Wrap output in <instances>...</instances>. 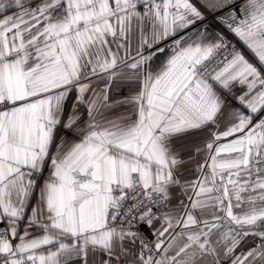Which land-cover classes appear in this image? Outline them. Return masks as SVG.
I'll return each mask as SVG.
<instances>
[{"label": "snow or ice", "instance_id": "obj_1", "mask_svg": "<svg viewBox=\"0 0 264 264\" xmlns=\"http://www.w3.org/2000/svg\"><path fill=\"white\" fill-rule=\"evenodd\" d=\"M73 261L264 264V0H0V264Z\"/></svg>", "mask_w": 264, "mask_h": 264}, {"label": "crops", "instance_id": "obj_2", "mask_svg": "<svg viewBox=\"0 0 264 264\" xmlns=\"http://www.w3.org/2000/svg\"><path fill=\"white\" fill-rule=\"evenodd\" d=\"M164 58L165 57L163 55L159 56L154 61V64H159V62L162 61ZM129 93H130V88H129V82L127 80L120 79V80L115 81L112 84L110 94L115 96L117 99H120V98H123L124 96L129 95ZM73 102H74V97H73V100L68 101L69 109H71V105ZM83 111H84V106H81V113H83ZM68 135L71 136L72 134L69 133ZM259 243H260V239L256 236L246 237L241 243L240 250L247 251L252 247L258 246ZM72 264H76V262L73 261Z\"/></svg>", "mask_w": 264, "mask_h": 264}, {"label": "built area", "instance_id": "obj_3", "mask_svg": "<svg viewBox=\"0 0 264 264\" xmlns=\"http://www.w3.org/2000/svg\"><path fill=\"white\" fill-rule=\"evenodd\" d=\"M142 231H144V232H145V234H146V230H145V229H142ZM149 238H151V237H149Z\"/></svg>", "mask_w": 264, "mask_h": 264}]
</instances>
